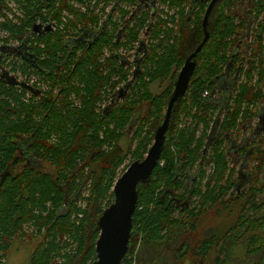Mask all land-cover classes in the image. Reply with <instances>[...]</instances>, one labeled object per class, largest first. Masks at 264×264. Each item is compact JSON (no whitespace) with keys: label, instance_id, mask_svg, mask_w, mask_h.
Listing matches in <instances>:
<instances>
[{"label":"trees","instance_id":"obj_1","mask_svg":"<svg viewBox=\"0 0 264 264\" xmlns=\"http://www.w3.org/2000/svg\"><path fill=\"white\" fill-rule=\"evenodd\" d=\"M93 1L79 0L87 10L76 13L80 36L72 43L73 49L65 37L71 35L76 23L62 28L60 19L52 34L39 37L30 31L34 40L29 56L37 61V66L15 54L25 74L50 79V91L42 96L31 95L37 97V102H26L30 94L27 89L8 85L0 78V264L14 239L33 237L26 232L31 226L41 236L31 264H92L97 259V221L115 200V172L126 160L120 145L123 132L138 118L140 108L147 106L128 136L131 142L138 143L137 152L142 149L136 160L143 159L165 117L179 71L204 40L203 20L212 0H193L190 16L185 6L189 0H161L177 8L170 19L172 27L157 13L137 15L141 0H116L114 10L122 3L118 7L122 15L114 19L112 28L107 24L114 12L100 26V16L94 15L100 2L105 4L101 10L105 13L107 0H97L98 5L92 9ZM44 2L27 0L26 7H40ZM240 6L243 12L239 11ZM63 10L72 12L67 2L59 8L60 17ZM26 14L27 19L31 15L29 8ZM38 16L40 13L23 27L15 28L12 36L27 44L26 31ZM258 19L261 21L253 26L252 21L257 23ZM41 20L45 22V15ZM207 29L209 40L196 55V70L185 98L173 110L161 161L152 178L138 186L139 204L133 216L130 252L123 264H169L165 259L170 264H206L209 254L220 247L221 238L209 235L194 253L191 245L179 250L170 247L175 235L186 229L187 234L195 236L200 217L219 207L228 210L241 198L236 188L235 159L227 140L240 130L239 125L243 127L258 116L255 110L264 103V0H217ZM120 30L122 33L118 34ZM141 34L147 39L146 43L141 41L145 44L142 73L129 84L130 72L121 60L124 56L115 54L124 46L133 49ZM53 39L56 42L51 43ZM41 42L47 44L44 49L38 47ZM106 51H113L114 56H107ZM3 65L0 67L4 69ZM114 76L119 78L114 81ZM221 77L233 81L222 121L221 114H217L219 106L211 97H203L205 92H215ZM123 83L128 84L124 90H129L124 105L107 113L102 106ZM155 83L166 86L155 93L151 89ZM72 93L80 100V106L69 99ZM214 124L218 125L217 136L210 139ZM250 148L255 149L253 158L264 156V135L236 154L246 156ZM32 160L45 161L54 172L38 171L31 165ZM189 172L198 178L189 177ZM258 172L263 174V166ZM89 183L91 193L84 198L83 209L79 204ZM168 188L183 199L191 194V207L183 211L169 203L168 198L161 200L164 193L167 192L166 197L170 195ZM240 210L242 214L222 237L227 243L216 264H227L233 247L239 245H244L246 255L254 258L252 264H264V208L257 201L247 210ZM79 214L83 217L79 218ZM73 216L77 218L74 222ZM240 234L241 238L249 237L242 244L237 240ZM65 236L76 247L59 263L63 249L70 246ZM155 246L164 247L161 256ZM141 249H151L149 259H137Z\"/></svg>","mask_w":264,"mask_h":264},{"label":"flooded vegetation","instance_id":"obj_2","mask_svg":"<svg viewBox=\"0 0 264 264\" xmlns=\"http://www.w3.org/2000/svg\"><path fill=\"white\" fill-rule=\"evenodd\" d=\"M19 1L22 2L23 6L26 7V5H27L26 1L27 0H19ZM108 1H110V0H107V2ZM66 2H67V5L71 8L72 12L69 11V10H63L62 13H61V17H60L59 8H60V6L65 5ZM96 4H97V0H94L92 2V5H91L92 9L94 8V6ZM121 4H119V6ZM104 5H105L104 2H100L99 5L96 8H94L95 11L99 12V14L94 13V15H99L100 18H101V16H103L101 18L100 22L97 23V25L99 24L98 26H100L104 21H106L109 18V15L114 12L112 14V18L109 19V22L107 24L108 28L109 27L112 28V24H113L112 22L114 21V19L115 20L118 19L115 16L120 12V10L118 9L119 6L117 7V10H114V8L118 5V3H117L116 0H114L111 3V5L109 6V2H108L109 8L107 6V8L105 10L106 13H102L101 10H102ZM139 5L142 8L140 9V11H138L137 15L142 14V13L147 12V11L152 16H155V14L157 13L162 20L168 21V23H167L168 27L169 26L170 27L173 26V23L170 22L171 21L170 19L172 18L171 16H174L176 14V11H177L176 7H170L169 4L162 3L161 0H141ZM194 5H195V3H194L193 0H189L188 4L185 5L186 6V14L187 15H189V16L192 15L191 11H192V8L194 7ZM1 7H2V3H0V8ZM82 9H83L82 8V4L79 2V0H45V22L42 21V20L35 21V22L32 23V26L30 27L29 30L31 32H33L34 26L36 24H40L42 27L39 29V31L43 32L44 34L41 35V36H39V33H34L33 32L32 34H34L35 36L37 35L39 37H42L44 35L46 36V35H49V34H52V33L56 32L58 27H59L60 19H61V25H63V21L65 23L64 25H66V26H69L72 23H76V27H73L70 30L71 35L65 37V39H68L67 41L71 43V44L68 43V44H70V49H73L74 46L72 45V43L73 44L76 43L74 40L78 39L79 36H80V25H79V22H77V14L76 13H79L80 11H83ZM195 9H196V7H195ZM134 10H136V11L138 10L137 6L134 8ZM136 11H134V12L132 11L133 12L132 14H134ZM25 15H27L26 11H25ZM89 24H91V23H89ZM93 26H95V24H93ZM47 27H50V30H47L48 29ZM92 28H95V27H92ZM121 33H122V31L120 30L118 32V34H121ZM143 35H144V37L141 38L137 42L138 47H137V49L135 51L136 53L134 54L135 55L134 60L131 61V59L128 56H126L125 54H123L121 52H118V53L115 54L117 56H119L118 54H121V55L124 56V58L122 57L121 60H122V62H125V66H126L125 68L127 70H129V72H130L131 78L129 79V81L134 79L133 75H134V72L137 70L136 67L134 66L136 55L139 53L140 57H142V58L145 57L144 54H143V50H144L145 44H143V43L144 42L146 43L147 39L145 38V34H143ZM30 36L28 34L25 35L24 40L28 39V43L25 44V45L21 41L18 45L11 44L10 48H6L4 45L1 46L0 47V62L3 59V55L5 56V54H7V53H15V54L18 53L19 58H21V59H23L25 61L27 60V61L31 62V64L33 66H37V61L32 56H29V53H31L30 46H32V44H31V40L32 39H30V38H34L32 35H30ZM70 38H72V42H71ZM86 39L89 40L88 38H86ZM141 41H143V43H141ZM54 42H56L55 39H53L51 41V43H54ZM9 44L10 43H7V44L5 43V45H9ZM46 46H47V44L45 42V47ZM70 49H69V51H66V54L68 52H70ZM77 51H79V50H77ZM105 54L107 56H110V57L114 56V52L113 51H106ZM142 61L143 60L140 61L141 64H142ZM141 64H140V68L138 69L139 72L137 74H141L142 73ZM46 70H47V68H45V71ZM3 71H4V69L0 67V74L1 75H2ZM0 78H1V76H0ZM136 78H137V76L135 77V79ZM17 79L19 81H22V82H27L35 90H39L40 93L38 95H36V96H42L44 91L40 88V84L37 83L36 81H34V79L30 80V81H27L28 77H27V79L25 77L24 78H20V79L17 77ZM217 82H218V85H217V89L215 90V92L213 94H211V95H210V92H205L203 97L204 98L211 97L212 102L215 105L219 106V108L217 110V114H218V112L221 114L220 118H221V121H222V117H223L222 114H224L225 109L229 105L228 101H229L230 94L232 93L231 89L233 87V81H229V79L226 78V77H221V78H219L217 80ZM175 83H176V81H175ZM155 84H157V83H155ZM155 84H152L151 87H153V85H155ZM124 85L126 86V84H124V83L122 85H119L117 87V89L113 93L110 94L109 101L102 106V109L103 110L106 109L107 113H110L111 111L116 110L118 108L119 104H120V106L124 105L123 104L124 103V99H126L128 91H129V90H126V91L124 90ZM15 86L19 87L18 85H15ZM174 88H175V86H174ZM50 90H51L50 79L49 78H45V92L50 91ZM59 91L60 90L58 88H55V92L56 93L57 92L59 93ZM29 92H30V94L28 93L29 97L32 94L35 95L34 92H31V91H29ZM69 99L72 100V102L74 103L75 106H80V100L77 99L76 94L72 93L70 95ZM146 107L147 106H143V107L140 108L141 109L140 112H138L136 114L138 118L145 113ZM167 108H168V106H167ZM166 111H167V109H166ZM166 111H165V114H166ZM255 111L258 113V116H256L253 120H251V122H249L247 125H244L243 127H241L242 125H239L238 128H240V130L237 133H233L232 135H230V137L227 140V145L229 146V148H232L231 154L234 156V159H235V166L236 167L234 165L233 166H234V168H236L235 169L236 170L235 179H237L236 188H237V194L240 195L241 198L239 196L240 199L237 201V203H234V205L230 209L224 210L223 208H221L222 213H231L233 211L235 212V211H238L241 208L247 210L249 207H251L257 201H259L260 205H262L263 208H264V172H263V174H260L258 172L260 166H263V170H264V156L260 155V157H258V158H253L252 157L253 156L252 152L255 149H252V148H250V150H249V152L247 153L246 156H243V155L239 156V155L236 154V153L239 152V150H241L243 148H246V146L248 144L252 143L253 141H256L259 137H262L264 135V123H263V120H264V118H263L264 117L263 116L264 103L259 104ZM138 118L137 119H133L134 122H131L132 124L128 125L126 130H124L123 133L125 134V136L122 138V140L124 138H128V136H130V132L135 127V125L137 124ZM170 126H171V123H170ZM217 128H218V125H215V124L211 128V130H210V139H213V138H215L217 136V132H218ZM169 129H170V127H169ZM213 132H214V134H213ZM154 136H155V133H154ZM232 137H235L236 139H239V143H238L239 145H237V144L234 145L233 144V139H231ZM166 138H167V134H166ZM153 143H154V140H153ZM153 143H152V145H153ZM160 161H161V159H160ZM34 164L35 163L32 161L31 165L34 166V168L37 169L38 171L49 172V171H46V170L45 171L41 170L40 168H38ZM237 169H239V170H237ZM253 169H255V173L249 172V170H253ZM18 171H20V169ZM188 175H189V177L193 176V178H195V179L198 178V176L195 175L194 172H191V173L189 172ZM249 176H252L251 177V182L246 184L245 178H248ZM190 180H191V178H190ZM253 180L257 184L259 182H261V185L260 186H252V187H250L247 190L246 189L247 186L250 183H252ZM191 184H192V182L188 183L187 187L190 188ZM252 188H255L254 191L250 190ZM167 190H168V193H170V195L168 197H166L167 196V192L164 193L163 195L160 196L161 200L165 201V198H168V202L169 203H171V204L174 203L175 207H180V209L183 210V211L186 208L191 207V200L189 199V198H191V194H189L190 196L187 199H183L182 197L177 196V192H174L172 189L168 188ZM256 208H259L258 205L256 206ZM255 210L251 211V213H252L251 215L255 214ZM211 213H213V212H210L209 214H211ZM240 214H242V212ZM240 214L237 215V220H238ZM200 219H201V217L197 220V224L201 228ZM234 224H232V225H234ZM200 228H199V230H200ZM44 230H45V228H44ZM199 230H198V232H199ZM26 232L28 233V230H26ZM187 233H188V230H186V229H184L183 231H178L177 234L175 235L174 242L171 244L170 247L173 246L172 247L173 249L179 250L180 247H182L181 249H185L187 246L191 245V249L194 252L195 249L200 248V245L201 246L203 245V242H205V240L208 239V236H209V233L207 232V233L204 234L202 240L196 241L195 240V236L193 234H187ZM224 235H225V233L223 234V236ZM223 236L220 237L221 238L220 247H219L220 248V254H219L220 258H221V256H220L221 255V250H222L223 247H225V243H227V242H225V240H222ZM241 236L242 235L240 234V238L237 239L240 244L246 242L248 240V238H249L248 236H247V238H241ZM23 238H29V242L31 240V236L30 237H23ZM16 239H21V237H18ZM16 239H14L12 241V246L10 247L9 251L7 253H5V259L2 261V264H7V258H8L9 254H10L11 248L14 246V241ZM229 241H230V239H229ZM183 243H184V245H183ZM228 244H230V243L228 242ZM235 247H238V246H235ZM235 247H233V248H235ZM154 248H156V250H157L158 246H155ZM17 251H18V249L15 248V252H17ZM33 251H34V248H32L31 252H30L31 257H30V263L29 264H31V261H32ZM150 251H151V249L146 250V251L141 249V251L138 254L137 259H139L140 261H145L146 259H148ZM157 252H158V250H157ZM193 252H192V254H193ZM231 253H232V251H231ZM159 254H160L159 256H161V251L159 252ZM173 257H176V253H173ZM190 258H191V256H190ZM190 258L188 260H190ZM230 258H231V256H230ZM229 261H230V259L228 260V262ZM215 264H216V262H215Z\"/></svg>","mask_w":264,"mask_h":264},{"label":"rangeland","instance_id":"obj_3","mask_svg":"<svg viewBox=\"0 0 264 264\" xmlns=\"http://www.w3.org/2000/svg\"><path fill=\"white\" fill-rule=\"evenodd\" d=\"M113 1L114 0L108 1L109 6L111 5V3ZM0 3H2V7L0 8V33H1L0 34V43L19 44L21 42L20 39L13 37L11 32H13V34H14L15 28L23 27L22 25L29 22L31 20V18H34V15L36 13H40L41 16L45 15V2H44V5L41 4V6H43V7H41V6L37 7L34 4H31L28 7H25L22 5V2H20L19 0H0ZM109 6H108V8H109ZM27 8L30 9L31 15L28 14L27 19H26L25 11L27 10ZM82 8H83L82 9L83 11H81V12H84L85 10H87L86 6L83 7V5H82ZM125 9H126V7L124 8V10ZM242 10H243V7L240 6L239 11L243 12ZM94 13L99 14L98 11H95ZM105 13H106V11H105ZM121 15L122 14L119 12L115 17L119 18V17H121ZM41 16L40 17L38 16V18L35 17V19H37V21H39V20H41ZM102 17L103 16H101V18ZM260 21H261L260 19H258L257 23H256V21H252L253 26H256L258 24V22H260ZM118 23H119V25H121L120 21H118ZM64 24L65 23L63 21V25H61L62 28L65 26ZM26 32L30 36V30L28 29ZM63 33H65V32H63ZM68 36H70V34ZM143 37H144L143 34L139 35V38H143ZM31 39L34 40V38H31ZM38 47L40 49H44L45 43L44 42L38 43ZM127 47L128 46L122 47L120 52L125 54L126 56H128L132 61L135 58L134 54L136 53L135 51L138 47V44L136 43V45L134 46L133 49L127 48ZM1 64H4L3 65L4 70L10 72L9 73L10 75H15L19 79L27 76L28 81L34 79V81H36L37 83L40 84V88L45 92V79H43L41 76H37V75L28 76L27 74H25L26 72H23V70L21 69V62L18 63L16 58H14V56H10V57L5 56L1 60L0 65ZM118 78H119V76H114V81H116ZM130 78H131V75H130ZM24 83H27V82H24ZM165 86H166V84L163 85V87H165ZM163 87H160L159 84H155V85H153V87H151V89L155 93H159L163 89ZM26 99H27L26 102L31 101V100H32V102L38 101L37 97L36 98L31 97V96L29 97V95L26 96ZM263 116H264V113H263ZM263 123H264V120H263ZM213 134H214V132H213ZM234 138L235 137L231 138V139H233V144L239 145L238 144L239 139H236V138L234 139ZM53 139H55L54 135H53ZM120 145H121L122 153L125 155L126 160H125L124 164L122 166H120L119 169L116 170L115 177L113 180L114 183L116 180H118V178L120 176H122V173H124L133 162L138 161V160H136V157L139 156L142 152V149L137 152L138 143L137 142H131L130 138H124L123 140H121ZM146 147H147V145H146ZM148 148L149 149L151 148L150 145L148 146ZM136 153H138V154L136 155ZM147 153H148V151L145 152L144 158L147 157ZM141 160H143V159H141ZM34 165L43 171L46 170V171H49L51 173L54 172L53 168L49 164L45 163V161L36 162ZM237 170H239V169H237ZM249 172L255 173V169L249 170ZM251 177L252 176L245 178L246 184L251 182ZM260 185H261V182H259L257 184L253 180L252 183H250L246 189L248 190L252 186H260ZM90 187H91V184L90 183L87 184V189L83 192L82 202L79 204V206L83 209L86 206V202H85L84 198H88L90 196V193H91ZM240 213H241L240 209L238 211H235V212L233 211L231 213H222L221 207L217 208L216 210L213 211V213L209 214L207 217L202 218L200 220L201 221V228H200L199 232L197 233V235H195V240L196 241L202 240L204 234L207 232L209 233V235H214V236L220 238L228 230V228L236 222L237 215ZM78 217L82 218L83 215L79 214ZM75 220H77V218H76V216H73L72 222H74ZM76 222H77V224L79 223V221H76ZM31 227L26 228V230H28V233H32V236H33L31 238L30 242H29V238L16 239L14 241V246L11 248L10 254L7 258V264H29L30 263L31 249L35 248L36 245L41 240L40 239L41 236L38 235V233L33 232L34 230H32V229H34V228L33 227L31 228ZM68 237L69 236H65L64 240L67 242H70V246L66 247V249H63L62 257H60L59 263L63 262V260H64L63 256L65 254L73 253L74 251H72V250H74V248L76 247V245L73 243L74 241L72 239H68ZM15 248L18 249L17 252H15ZM162 248H164V247H158L157 248L158 253L163 250ZM194 253H196V252H194ZM219 254H220V248H218V250L212 252L209 255V257L207 258L206 264H215L216 259L219 257ZM165 256H167V253H165ZM165 260L169 264L171 263L170 260H168V259H165ZM253 261H254L253 257H249L246 255L245 246L240 245V246L232 249L231 258L227 264H252ZM155 263H158V262L155 261Z\"/></svg>","mask_w":264,"mask_h":264},{"label":"water","instance_id":"obj_4","mask_svg":"<svg viewBox=\"0 0 264 264\" xmlns=\"http://www.w3.org/2000/svg\"><path fill=\"white\" fill-rule=\"evenodd\" d=\"M216 2L217 0H212L203 20V29L205 33L203 42L197 50L188 57L177 76L174 92L168 102L165 117L155 131L154 143L148 150L147 157L143 160L133 162L115 182L113 188L115 200L105 209L97 221L100 235L96 242L97 259L92 264H123L129 255L131 236L134 229L133 216L139 203L138 186L140 183H146L152 178L153 172L162 157L167 140L166 134L170 127L175 105L185 97L197 66L195 61L196 55L201 52L202 48L209 40L207 27ZM41 27L40 24H36L33 28V32L39 33V36L43 35L44 33L39 31ZM47 28V30H50V27ZM141 60L143 59L138 53L134 63L137 69L133 75L134 79L138 75L137 73L139 72L138 69L140 68ZM1 79L8 85H18L34 92L35 95L40 93L39 90H35L27 83L20 82L15 75H10L9 72L3 71ZM132 81L133 80H131L129 84H131ZM127 86L125 87L127 88Z\"/></svg>","mask_w":264,"mask_h":264},{"label":"bare ground","instance_id":"obj_5","mask_svg":"<svg viewBox=\"0 0 264 264\" xmlns=\"http://www.w3.org/2000/svg\"><path fill=\"white\" fill-rule=\"evenodd\" d=\"M4 46L6 47V48H10V47H8L7 45H5V43H4ZM11 54V56H15V53H7V54H5V56H8V55H10ZM3 57H4V55H3ZM4 72H8V71H6V70H4ZM10 73V72H9ZM20 82H22V81H20ZM28 84V83H27ZM29 85V84H28ZM30 86V85H29Z\"/></svg>","mask_w":264,"mask_h":264},{"label":"built area","instance_id":"obj_6","mask_svg":"<svg viewBox=\"0 0 264 264\" xmlns=\"http://www.w3.org/2000/svg\"><path fill=\"white\" fill-rule=\"evenodd\" d=\"M1 34V33H0ZM4 45V43H0V47L1 46H3ZM16 45H18V44H16ZM8 47H11V44H9V45H7Z\"/></svg>","mask_w":264,"mask_h":264}]
</instances>
